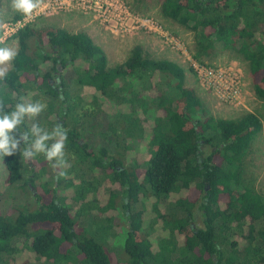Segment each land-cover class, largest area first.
<instances>
[{
  "label": "trees",
  "instance_id": "1",
  "mask_svg": "<svg viewBox=\"0 0 264 264\" xmlns=\"http://www.w3.org/2000/svg\"><path fill=\"white\" fill-rule=\"evenodd\" d=\"M158 2L164 19L201 32L195 58L208 56L215 44L236 51L247 63L254 95L264 102V0ZM13 37L18 47L0 77V118L24 105L32 92L29 103L46 105L35 117L36 126L49 128V135L57 126L67 133L62 159L68 167L58 175L43 164L40 172L31 169L20 187L33 204L14 205L8 212L0 208V264H7L20 242L46 264H264V196L244 178L245 156L262 128L254 113L233 119L208 114L195 90L185 85L183 69L150 57L141 45L109 67L104 51L84 32L27 25ZM159 81L167 90L156 85ZM72 84L92 97L73 96ZM104 101L129 111L112 115L111 149L94 150L82 131L103 115ZM27 120L24 115L8 134L22 148L32 142ZM150 121L145 160L127 163L133 142L145 139ZM17 149L12 156L0 153L6 188L23 179ZM85 167L117 187L108 191L105 204L98 203V182L86 180ZM44 174L51 181H42ZM60 189H71L72 196H60ZM181 192L187 194L174 201V211L162 213L161 201ZM150 199L164 232L156 242L142 227ZM137 204L141 210H135ZM87 218L91 221L84 225ZM118 221L125 225L119 224L123 237L115 260L108 238Z\"/></svg>",
  "mask_w": 264,
  "mask_h": 264
},
{
  "label": "rangeland",
  "instance_id": "2",
  "mask_svg": "<svg viewBox=\"0 0 264 264\" xmlns=\"http://www.w3.org/2000/svg\"><path fill=\"white\" fill-rule=\"evenodd\" d=\"M61 3L59 4L61 9L55 8L44 14H37L40 13L39 10L33 12L35 16L26 18V22H22L20 25H31L33 28L55 27L74 34L84 32L93 40L94 44L104 51L109 67L123 63L131 48L135 45H141L150 57L172 61L183 69L185 85L195 90L208 114L217 118L233 119L245 113H254L261 120L262 128L245 156L244 178L257 192L264 196V102L254 95L247 63L236 51L227 50L221 44H215L214 50L209 52L208 56L195 58L196 45L201 40V32L191 30L192 24L189 27H183L164 19L160 14L158 0H61ZM10 5L11 0H0V23L3 24L0 27V47H8L16 52L17 41L9 31V23L22 20L25 16L12 10ZM10 65L11 61L6 65H0V69L7 71ZM132 85L134 88L137 87L135 83ZM156 85H159L160 89L167 90V86L161 81ZM68 91L73 96H83L85 100L92 97L91 92L76 84L70 85ZM32 96L33 93L29 92L24 100V105L29 104ZM150 100L146 97L145 102L152 108L154 105ZM103 108V115L93 120L92 123L89 121L82 131L83 140L94 150L100 147L111 149L112 144H110L107 127L112 121V115L129 111L126 106L114 107L113 104L105 101ZM26 116L32 142L27 148H22L18 144L17 152L20 155L25 151L34 152V142L38 139L37 134L33 132V127L39 124L38 119ZM151 124L150 121L145 126L147 128L145 139L137 141L138 143L133 142L136 147L135 150H130L126 155L127 163L145 160L146 137ZM40 128L44 130V133L39 135L49 134V128L42 126ZM22 136L24 134L20 131L19 137ZM58 139L59 137H54L46 141L47 147L50 148ZM13 140L16 139L9 137L10 144ZM22 141L25 142L26 139H22ZM42 156L45 157L44 154H37L32 160L30 158L26 160L22 156L23 179L17 186L10 188H6L4 185L3 179L6 173L0 160V193L2 196L0 208L3 211L12 210L14 205L33 204L32 198L24 193L20 187L26 178L31 177V169L40 172L43 164L47 166L49 174L58 175L59 172H63L68 167L67 164L57 163V159H53L49 163L45 159L46 162H44ZM36 158L41 161L39 162ZM82 172L86 180L92 181L96 178L99 185L97 201L100 205L105 204L108 191L117 187L105 181L103 173L100 171L90 173L85 167ZM48 176L44 174L42 181H51L52 178L50 175ZM58 194L71 197L72 191L71 189H60ZM186 194L187 192L176 193L167 199H163L160 204L163 207L162 213L165 211L169 214L174 211V201ZM152 204V199L144 203L142 227L149 238L156 242L163 237L164 232L162 224L155 221ZM70 205L71 207L76 206L74 202H70ZM141 209V204L135 206V210ZM83 221L84 223H82L87 225V221L91 220L87 218ZM119 224L120 221L108 238L109 251L115 260L120 257V245L123 237L120 236L122 230ZM124 225L125 223L122 222L121 226L124 227ZM194 226L197 228L202 226L197 210H195ZM17 246L19 250L10 257L7 264H46L26 249L22 242L18 243Z\"/></svg>",
  "mask_w": 264,
  "mask_h": 264
},
{
  "label": "clouds",
  "instance_id": "3",
  "mask_svg": "<svg viewBox=\"0 0 264 264\" xmlns=\"http://www.w3.org/2000/svg\"><path fill=\"white\" fill-rule=\"evenodd\" d=\"M43 0H11V9L15 12L22 14L23 16L30 17L33 12L38 9ZM3 24L0 23V27ZM16 56V52L8 47H0V65H6L12 61ZM6 69H0V77L4 76ZM46 105L40 102L29 103L27 105L17 104L16 111H14L10 116L5 115L3 118H0V153H3L5 156H12L13 152L16 150L19 141L13 140L12 143H9V133L12 132L17 125L21 123V119L24 115L31 117H36L40 115ZM62 126H57L54 128L51 135L45 133L39 135L41 129L39 126L33 127V132L37 134L38 139L34 142V152L28 153L25 151L21 153L24 159H33L37 154H44L45 159L51 162L53 159H57L59 164L63 163V149L65 147V141L67 140V133L64 132ZM54 137H59V139L52 144L50 148L47 147L46 141L53 139ZM21 139H26V135L22 136ZM55 167V166H53Z\"/></svg>",
  "mask_w": 264,
  "mask_h": 264
},
{
  "label": "built area",
  "instance_id": "4",
  "mask_svg": "<svg viewBox=\"0 0 264 264\" xmlns=\"http://www.w3.org/2000/svg\"><path fill=\"white\" fill-rule=\"evenodd\" d=\"M59 4H62L61 0H43V3L41 4V6L38 9H36L35 11L39 10L40 13H37V14H44L45 12L48 13L50 10H54L55 8H60ZM32 16H35V15L32 14L30 17H27V18H32ZM26 20L27 19L25 17L24 19L18 20L15 23H9L10 24L8 27L9 31L12 34H14L18 29H21L24 26H27L25 24L20 25L22 22H26Z\"/></svg>",
  "mask_w": 264,
  "mask_h": 264
}]
</instances>
